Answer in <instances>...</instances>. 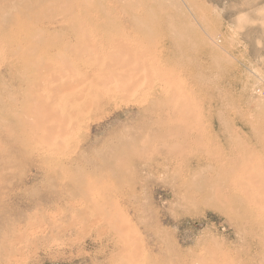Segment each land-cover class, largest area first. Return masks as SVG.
Returning a JSON list of instances; mask_svg holds the SVG:
<instances>
[{
	"label": "rangeland",
	"instance_id": "obj_1",
	"mask_svg": "<svg viewBox=\"0 0 264 264\" xmlns=\"http://www.w3.org/2000/svg\"><path fill=\"white\" fill-rule=\"evenodd\" d=\"M0 264H264V0H0Z\"/></svg>",
	"mask_w": 264,
	"mask_h": 264
}]
</instances>
